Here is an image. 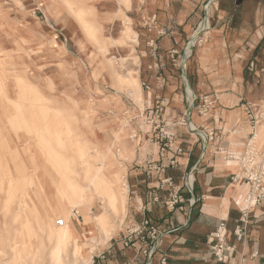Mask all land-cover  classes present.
Segmentation results:
<instances>
[{
    "label": "rangeland",
    "instance_id": "obj_1",
    "mask_svg": "<svg viewBox=\"0 0 264 264\" xmlns=\"http://www.w3.org/2000/svg\"><path fill=\"white\" fill-rule=\"evenodd\" d=\"M139 1L133 0L131 6L129 0L126 6L123 3L126 10L116 11L114 18L104 22L105 26H97L92 21L98 20L99 14L82 10V13L79 10L76 14L70 13L71 7L67 5L69 16L80 26L79 35L74 38L76 44H70L72 58L68 68L61 62L46 61L36 56L37 53L34 56L28 51L17 52L15 58L0 50V264L46 263L57 248V241L48 237L49 234L46 236L50 227L43 219L38 220L30 208L28 190L45 185L53 192L55 204L60 206L69 201V190L64 189L67 182L83 192V200L74 199L78 202L74 204L67 202L64 213L51 214L55 227L57 219L69 222L74 213L82 214L95 201L106 202L87 187L84 170L87 162L94 171L101 161L94 144L100 147L105 144L103 152H111L109 147L116 136L113 133L111 139L104 136L111 122L109 117L118 118V129L123 124L127 135H131L129 142L135 156L123 163L130 169L134 158H139L142 168L146 169V178L153 180L155 175L150 173L149 166L159 163L158 157L159 161L162 158L161 149L170 140L165 138V132L179 129L188 132L186 128L192 124L190 113L195 114L194 130L209 129L206 139L203 135L206 141H219V135L212 129L216 125H232L223 110L214 111L217 99L208 93L207 65L205 69L200 61L208 50L207 34L215 26L205 18L214 7L207 5V1L188 12L185 23L171 26L160 22V13L171 12L170 9L159 5L150 10ZM175 1L176 11H183L187 0ZM216 9L217 14L226 15L222 24L226 28L234 30L237 24L246 27L244 34L229 33L225 39L231 75L248 81L250 92L248 100H242L238 107L230 101L226 109L243 110L244 120L233 125L239 131L246 126L243 131L248 130L249 136L235 150V155L223 151L220 159L240 160L249 143L261 153L264 150L261 147L264 131L259 132L264 127L261 97L264 94V39L257 47L263 48L259 55L245 49L263 37L264 0L232 1ZM193 16H198L197 21L188 28ZM109 64L116 78L111 75ZM131 78L135 86L129 82ZM90 88L96 91L92 93ZM98 95H112L115 100L111 96L109 101L100 102ZM117 101L120 108L114 110ZM103 119L106 123L99 126ZM93 137L95 142L91 141ZM86 141L94 146H87ZM113 150L112 160L122 163L124 159L116 154L117 146ZM93 183L101 190L100 178ZM130 189L129 194L135 196L136 189L133 186ZM118 215L115 211V216ZM23 223L28 224L27 229L22 228ZM42 252L49 254L42 255Z\"/></svg>",
    "mask_w": 264,
    "mask_h": 264
},
{
    "label": "crops",
    "instance_id": "obj_2",
    "mask_svg": "<svg viewBox=\"0 0 264 264\" xmlns=\"http://www.w3.org/2000/svg\"><path fill=\"white\" fill-rule=\"evenodd\" d=\"M126 1L128 0H0V50L11 57L15 55V58L17 52L28 51L34 56L37 53L36 56H41L46 61L61 62L68 68L72 58L70 44H76L74 38L79 35L80 28L69 14H76L79 9L83 13H96L99 14L98 20L94 18L92 21L97 26H105L104 22L114 18L116 11L126 10ZM132 1L129 0V6ZM207 1V5L214 8L205 20L215 26L207 34L208 50L200 61L205 69L207 65L208 93L217 99L214 111L223 110L224 116L230 119L232 125L213 127L214 134L219 135V141L213 143L205 140L209 129L194 130L195 114L190 113L192 126L189 125L190 130L186 128L188 132L180 129L165 132V138L170 140L163 145L165 149H161L162 158L159 161L158 157L159 163L149 166L150 173L155 175L154 180L146 178V169L142 168L139 158H134L130 169L123 163L127 158L122 163L116 160V168L122 171L128 189L123 206L120 203L116 205L118 217L106 202L95 201L89 208L83 209L82 214L76 212L69 218V229L77 234V243L85 251L87 264H215L209 256V248L213 242L209 235L221 221L226 222V243L236 247L226 264H264V202L253 209L254 217L249 220L244 243L238 242L233 231L240 217L241 199L247 193L248 186L242 180H233L240 170L237 160L220 159L223 151L235 155V150L240 149L248 139V130L243 131L246 126L239 131V127L233 125V122L244 120L243 110H228L226 107L230 101L236 102L234 106L238 107L242 100L250 98V92L248 81L232 77V67L226 56L228 47L225 45L226 34H244L246 27L244 24H237L233 30L223 26L226 15L217 14L216 6L244 0H187L183 11H176L178 4L175 0L165 3L161 0H140L139 4L150 10H155L159 5L170 9L171 12L160 13V22L175 26L185 23L188 12ZM67 5L71 7L70 13ZM197 18L198 16H193L188 22V28ZM261 36L263 37L257 39L254 45H247L245 49L258 52L259 55L263 48L258 50L257 47L264 39V31ZM166 41L169 42L164 40ZM198 72L200 73V69ZM101 89L105 87L102 86ZM95 91L90 88V92ZM111 96L98 95L97 98L100 102H105ZM174 96L180 100L177 95ZM261 97L264 99L263 93ZM112 98L115 100L113 96ZM114 104V110L120 108V101ZM109 119L111 122H108L105 136L111 139L109 129L117 130L119 119L115 116ZM104 123L105 119L100 120L99 126ZM263 131L264 127L259 129V132ZM178 137L180 139L176 141ZM91 141L95 142L96 139L93 137ZM261 147H264V141ZM111 152L114 155L113 148ZM262 152L261 162L264 166V150ZM132 186L136 189L135 196L129 194ZM27 192L34 214L53 229L55 226L51 214L60 212L61 208L55 204L51 189L38 185ZM174 197L178 198V202L172 209L166 204ZM99 214L106 217L107 234L94 224V219ZM87 218L89 226L92 223L93 226L84 229L83 224ZM145 221L148 224L145 229L147 231L141 236L132 234ZM151 227L156 230L158 244L149 255L146 252L152 245L148 234ZM46 236L50 237V231L46 232ZM41 254L48 255L49 252Z\"/></svg>",
    "mask_w": 264,
    "mask_h": 264
},
{
    "label": "bare ground",
    "instance_id": "obj_3",
    "mask_svg": "<svg viewBox=\"0 0 264 264\" xmlns=\"http://www.w3.org/2000/svg\"><path fill=\"white\" fill-rule=\"evenodd\" d=\"M83 12V11H82ZM81 10L79 9L78 13H82ZM114 58V57H113ZM110 65V64H109ZM110 69L112 71V76L113 78H116V74L115 71L113 70V66L110 65ZM125 77V76H124ZM115 80V79H114ZM129 82L135 86L136 83H134L133 78H131L129 80ZM137 98L140 97V92L137 90L136 91V95ZM126 125V124H125ZM191 128V127H190ZM99 132L103 133L102 130H100L99 128H96ZM124 125L122 124V127L120 129L117 130H110V133H113L114 136H116V138L114 139V142L111 144V146L109 147V150L111 151V149L114 146H117V154L120 156V158L126 160V158H130L131 156H133V150L131 147V141L129 142V139H131V135H127V132L124 130ZM91 132L93 133L94 130L91 129ZM104 134V133H103ZM105 136V135H104ZM107 137V136H106ZM104 139V137H103ZM87 146L93 145V143H88L87 141L85 142ZM95 145V152L97 154L100 155L101 157V161L98 162L97 164V169L92 171L90 169V164L89 162H87V167L85 169L86 164L84 163V166H82V168H84V172L86 180L88 182L87 187L92 190V192L94 193V195L98 196L99 198L103 199L106 201L107 206L111 207L112 210L117 211V203H120L121 207L124 204L125 198H126V192L127 189L125 186V182H124V177L122 176V171L117 169L115 166V162L114 160H112V152H109L108 154H105L104 151V147L105 144H102V146H98L97 144ZM93 145V146H94ZM96 162V161H95ZM100 178L101 180V190H99V187H97L93 181H97ZM65 190H69L68 191V200L67 202H69L70 204H74L76 201H74V199L81 201L84 199V195L83 192L81 193V191L79 190V187L75 184L71 185L69 182L66 183V186H64ZM70 192V193H69ZM59 195V193H58ZM66 203H64L62 206L58 205L57 206L61 209V213H64L67 208H65L64 206H66ZM76 202V203H78ZM69 210V209H68ZM124 210V209H123ZM126 210V209H125ZM71 211V210H70ZM88 213V212H87ZM38 217V215H36ZM64 220L67 219V216H63ZM105 215L104 214H99L95 217L94 219V224L97 225L98 227H100V229L102 231H104V233H108V225H106V220H105ZM42 219L41 217H38V220ZM89 219L87 218L84 221L83 227L84 229L92 228V224L91 227L88 224ZM65 224L62 226H57L54 230H52L50 228V237H53L56 241H57V248L55 249V251L52 253L51 258L46 262V263H40V264H87V257L85 254L84 249L77 243V234L75 232H72L69 229L68 226V219L65 220ZM23 229H27L28 228V224L23 223L22 226ZM105 235V234H104ZM72 244L70 251L68 252V246L69 244ZM40 244V243H39Z\"/></svg>",
    "mask_w": 264,
    "mask_h": 264
},
{
    "label": "built area",
    "instance_id": "obj_4",
    "mask_svg": "<svg viewBox=\"0 0 264 264\" xmlns=\"http://www.w3.org/2000/svg\"><path fill=\"white\" fill-rule=\"evenodd\" d=\"M254 118L257 119L256 116ZM245 151L242 158L237 160L240 170L233 178V180H242L248 186L247 193L241 199L240 217L233 231L234 238L241 243L245 241L247 227L250 222L249 220L254 217L253 209L262 205L264 202V166L261 162L262 155L259 151L255 150L251 143L246 146ZM177 199V197H174V199L170 200L166 205L173 209L178 202ZM64 224L61 218L57 219L55 222L56 226H62ZM147 225L145 221L142 223V226L134 229L132 234L141 236L143 232L147 231L145 230ZM148 234L150 241H152V245L146 253L150 255L151 252L157 248L158 235L153 227L149 229ZM225 234L226 222L221 221L216 229L209 235L210 240L213 241L209 248V256L213 259L215 264H226L230 259V255L236 249L235 245L230 246L226 243ZM141 238L143 239V237Z\"/></svg>",
    "mask_w": 264,
    "mask_h": 264
}]
</instances>
